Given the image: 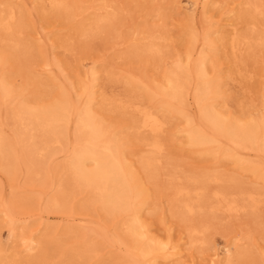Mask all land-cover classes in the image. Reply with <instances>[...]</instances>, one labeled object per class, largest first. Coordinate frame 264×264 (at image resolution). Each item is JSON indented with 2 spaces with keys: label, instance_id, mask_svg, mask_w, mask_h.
<instances>
[{
  "label": "rangeland",
  "instance_id": "obj_1",
  "mask_svg": "<svg viewBox=\"0 0 264 264\" xmlns=\"http://www.w3.org/2000/svg\"><path fill=\"white\" fill-rule=\"evenodd\" d=\"M68 1L69 12L53 9L48 0H0L20 10L26 26L19 40L30 46L28 56L23 51L21 55L12 47L15 43L10 42L11 36L0 26V86L7 81L14 89L9 97L3 98L0 92V134L14 148L8 166L6 156L0 152V246L4 259L8 256L5 264L10 263L7 260H11L10 264L17 261L18 264L30 261L132 264L128 258L134 257L137 251L131 247L133 239L124 225L130 213L110 216L94 201L89 188L70 184L64 169L76 144V112L88 105L85 87L90 85H95L90 103L93 112L116 136L124 158L144 186L147 199L139 213L149 235L179 245L177 255L171 250L163 251L155 259L145 256L146 259L142 257L136 264H152L154 260L157 264H229V256L231 264H264V178L260 171L245 169L247 164L221 154L224 147L236 151L240 162L250 160L249 163L264 172V143L263 148L240 150L226 138H220V144H216L220 147H192L187 143L186 131L191 120L194 125L206 126L201 121V107L195 98L199 82L196 64L205 48L202 37L211 24H214L211 31L219 27L226 30L227 23L238 22L239 32L247 37L241 53L235 55L229 44L220 40L219 34L211 36L214 49L208 51L206 69L210 77L220 78L221 90L214 100L217 108L229 118L259 119L264 115V45L260 39H264V0L256 1L261 11L256 16L252 15L249 5L244 4L246 0H209V3L208 0ZM109 3L111 7H104ZM238 13H242L243 18L238 17ZM100 15L109 16L110 20L98 27L94 19ZM193 28L198 31L197 40ZM153 33L160 37L157 43H160L161 54L139 52V46L148 43ZM17 39L15 37L16 42ZM178 63L183 64L185 70L181 73L184 88L181 96L185 97L173 101L170 112L165 113L169 121L159 136L163 144L161 153L157 154L159 171L156 170V177L151 179L143 157L152 151L140 141L150 134H141L132 127L131 114L113 103L110 105V100L128 101L133 96L140 98L145 106L163 111L168 104L159 94V88L166 84V75ZM93 71L97 74L96 81L91 75ZM126 95L130 98L126 99ZM64 97L76 106L71 119L61 124L64 138L59 136L62 131L59 132L57 137L62 139L43 152L42 157L33 158L28 148L32 142L29 137L37 142L41 131L31 127L25 119L16 121L13 115L25 103L40 107ZM24 131L28 132L25 136ZM208 148L212 150L207 151ZM214 173H218L221 180H212L207 185L209 195L218 188L231 191L235 185L258 190V198L262 200L258 208L235 214L225 209L212 213L207 206L218 203L211 200L206 206L209 209L189 215L179 207V215L176 214L172 199L175 186L191 187V177ZM62 193L66 198L62 207L50 204L52 197ZM181 198L179 196V200ZM10 208L16 212L13 222L7 217ZM193 223L206 227L195 244H191L189 234ZM12 226L16 228L13 235ZM244 235L246 239H241Z\"/></svg>",
  "mask_w": 264,
  "mask_h": 264
},
{
  "label": "bare ground",
  "instance_id": "obj_2",
  "mask_svg": "<svg viewBox=\"0 0 264 264\" xmlns=\"http://www.w3.org/2000/svg\"><path fill=\"white\" fill-rule=\"evenodd\" d=\"M256 1L257 0L244 1V4L249 5V7L251 8V11L253 12L252 14L253 16L261 14V11L259 10L260 7L258 6L259 4L257 5ZM48 2L51 5V7L56 10H64L66 12H69L68 9H70L71 7V4L68 0H48ZM0 4L2 5V7L0 6L1 29L3 30V32L11 36L10 42L15 43V45H12L13 48L16 47L15 48L16 51H20V53L23 51L26 54L28 52V47L30 49V46L29 44H26L24 40L23 41L19 40V36L23 34L24 28L26 26L24 20L21 17L22 15L20 16L21 12L19 14L20 10L17 11L15 6L12 4H5L4 2H0ZM110 4L111 3L105 4L104 7L106 8L109 6L111 7ZM231 12H234V10H231ZM242 15H243L242 13H238V17L239 16L242 17ZM109 20H110L109 16L100 15L94 19V23L96 26L99 27L108 23ZM90 23L91 22H89V25L92 24ZM213 25L214 24H211L210 27L207 29V31L205 30L206 31L204 33L205 35L203 34L204 36L202 38L204 39L205 48L201 52L199 62H197L196 64V76L199 82L197 85L195 98L198 103V106L200 105L201 107L200 108L201 121H203V123H205L204 125L206 126L199 127L197 125H194L193 121L191 120V126L186 130L188 134L187 143L192 147L204 146V148L205 147L210 148L213 145L217 146L216 144H220L219 143L221 142L220 138H226L227 141H230L233 144H235V146H237L238 149L241 148L242 150H246L256 146L263 148L264 115L259 119H255L251 117H247L245 119L229 118L228 116H226L225 113H223V111L217 108L215 104L214 100L219 96L221 90V83L219 82L220 78L219 80H217L213 77H210L206 69V62L209 57L208 51L214 49V41L211 39V36L212 34L213 35L219 34L220 40H223L225 44H229L228 47L230 46L233 54L235 55H239L241 53L243 49L242 44L245 42L247 37L244 36L245 34L242 35L241 34L242 32L241 33L239 32L238 22L232 21L227 23L226 26L228 28L226 30H223L222 27H219L211 31ZM84 30L86 31V28H84ZM157 31L159 32V30ZM192 31L194 37H196L197 35L196 32L198 31H196L195 28H193ZM15 37H17L18 38L17 40L19 41L16 42ZM149 37L151 38L148 39L147 37H144L145 39H148L149 42L143 44V47L139 46L141 48V51L139 52L142 51L150 52L153 55L160 53L162 51L160 49L161 46L158 45L160 43H157L159 42L158 39L160 37L158 38V35L155 36L154 33ZM260 39H261V43L264 45V39L262 37H260ZM222 45H224V43ZM226 47L227 46H225V48ZM188 58L190 60L191 54H189ZM175 67L176 68L174 70L171 69V71L166 75L165 78L166 84L160 86L159 88V92H160L159 94H161V96H164L165 99H167L165 103L168 104L167 107L162 106L164 108L163 111H159L157 110V108L155 109L150 106H145L140 102L141 101L140 98L134 99V97L132 96L133 98L132 99L128 97L129 95H126L127 96L126 99L130 98L128 101L116 99V98L110 100L111 102L110 105H112L113 103L116 105V107H119L123 111L129 112L131 114L132 127L139 130L141 134L142 132H148L150 134V136L146 134L148 138L146 136L144 137L142 136L143 138H141L140 141H142L147 147H150L152 151V154L143 157V165L151 179H154V177H156V172H157L156 170H158L156 169V167L160 162V159L159 157H157V154H160L163 149V144L161 143L159 136L164 131V128L167 122L169 121V120L167 121L168 117L166 118L165 113L170 112V107L173 105L172 104L173 101L180 100V97L181 98L185 97V96H181L182 89H184L181 83V75H182L181 73L185 72L184 66L183 64L178 63V65ZM91 75L93 76V81H96L97 80L96 72L93 71ZM11 84L12 83L9 84L7 81L1 84L0 92L3 98L12 95L14 89ZM128 84H131V82L128 81ZM94 87L95 85H90L85 87V92H87V95L89 96V100H88L89 103L86 106V108L76 112L77 121L75 120V122L77 123H76V130L74 131L75 132L74 134L76 136L75 137L76 144L70 154L69 161L67 162L66 165L64 164L65 166L64 169L67 170L68 175L67 174L66 175L68 176L70 184L72 183L76 187L86 186L87 188H89L93 194L94 201L99 202L102 208L110 216L122 212L130 213L129 216H127L126 220L124 221V225L127 232L131 235L133 239V245L131 247L133 248V250L135 249L137 251L134 257H132L128 253L132 257V258L130 257L128 258L129 260H131L130 262H132V264L138 263V260L142 257L144 258L145 256H152L155 259V257L160 252L163 251L166 252L171 250L172 254H176V255L179 254V245H173V244L171 245L170 242L160 241L155 237H153L152 235H149L146 224L144 223L145 221L144 222L142 221L139 213L140 207L146 202L147 194L145 192L144 186L138 180V177L135 176L132 165L130 166L127 163L126 159L124 158L122 151L120 149V144L118 143V139L113 133H111L112 131H110L109 128L105 127L106 125H104V123L101 121L99 116L95 112H93L92 107L90 106V103L93 99L92 89ZM62 98L57 99L52 104H48V105L46 104L47 106L45 105L40 107H33L25 103L26 105L25 104L21 105L20 108L15 112V115H13L14 119L16 117L15 119L16 121L17 119L20 120L25 119L28 121V124L31 127L38 128L41 131L40 132L41 138L38 140L39 142L33 141L34 137L31 136L29 137V139L32 142H30L29 144L30 147L28 146V148L30 151L29 153H31V156L33 155V158L34 156L42 157L43 152L48 151L51 145H53L55 142L57 141L59 142L60 138L63 136V129L60 128L61 124L69 119L72 110L73 111L76 110V109L74 110V107L76 108V106L73 107V105L69 102L68 99H65V97L64 99ZM122 99L125 98L122 97ZM0 102L2 103L1 100ZM62 126H64V124ZM61 131L62 134H60ZM25 132L26 131L22 132V135L24 134L25 136L26 135ZM17 135L20 136L19 134ZM57 135L59 136L62 135V136L58 138L59 136L57 137ZM209 148L207 151L212 150V149L210 150ZM222 148L223 147H221V149ZM0 152L3 154V156H6L4 157V159L7 160L5 162V165L7 166L11 165L10 156H12L14 152L13 144L8 142L6 139H4V137H2L1 134H0ZM235 152H232V150H229L228 148L225 149V147L224 149L221 150V154H223L224 156L235 158L237 162L242 165L244 163L245 165L247 164L245 169L252 168L255 172L258 173L260 171V174L264 178V172L261 171L259 167L253 165V163L252 164L249 163L250 160L248 159H246L248 160L247 162H240L239 161L240 158H236L237 153ZM90 164H92L93 166H90ZM212 180L220 181L221 180L220 175L218 173H214V174H205L202 175L201 177H191L190 182L191 185L193 184V186L191 187L184 186L182 188H179V186H175V190L172 198L174 202L175 213L179 215V207H180L182 211L188 213L189 215H194L197 212L203 210V208L205 209L210 208L209 211L212 213H215L219 209H225L230 213L235 214V213H240L242 211H246L247 209L251 211H255L258 208V205L262 202V200H259L258 198V195H260L258 190L241 187L239 185L237 186L235 185L234 189H232L231 191L225 190L223 188H218L216 190L214 189V191L211 192V195H209L207 190V185ZM230 180L236 182L235 179L233 178H230ZM63 193L59 196L52 197L50 204H52L56 208L62 207L63 202L66 199L65 196H63L64 195ZM179 196H182L183 198L179 200ZM211 200H214L215 203L217 202L218 205L217 206L208 205L209 201ZM206 206L209 208H207ZM9 210H11V208ZM6 211H8V207ZM9 212H10L9 213L10 217L8 216L9 214L7 215V217L11 219L9 221L13 222V220H15L14 214L16 212L13 213L12 210ZM205 229L206 227L202 223H193L189 227L191 244H195L196 242H198L199 236L202 235L204 231H206ZM15 230H16L15 226H12L11 227L12 235L14 234ZM241 239H246L245 235ZM7 258L8 256L6 257V259ZM6 259H4V250L0 246V264H5ZM14 261L17 260H13V262ZM8 262L11 263V260L10 261L7 260V263ZM17 262L20 263L19 261ZM17 262H15L14 264H16ZM228 262L229 264L233 262L232 257L229 256ZM29 264H38V262L30 261ZM152 264H157L156 260H154Z\"/></svg>",
  "mask_w": 264,
  "mask_h": 264
}]
</instances>
